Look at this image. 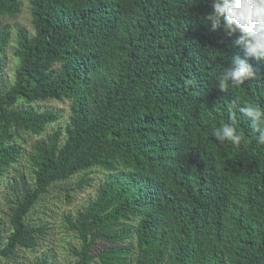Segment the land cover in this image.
<instances>
[{"label":"trees","instance_id":"1","mask_svg":"<svg viewBox=\"0 0 264 264\" xmlns=\"http://www.w3.org/2000/svg\"><path fill=\"white\" fill-rule=\"evenodd\" d=\"M29 3L35 32L17 29L10 78L4 18L23 0H0V259L55 264L42 251L50 221L34 211L98 169L96 195L64 217L73 264H264V145L239 111L264 107V61L204 23L213 0ZM237 58L257 77L222 92L217 77ZM50 100L68 101L65 123L37 105ZM229 122L239 147L212 135Z\"/></svg>","mask_w":264,"mask_h":264},{"label":"clouds","instance_id":"2","mask_svg":"<svg viewBox=\"0 0 264 264\" xmlns=\"http://www.w3.org/2000/svg\"><path fill=\"white\" fill-rule=\"evenodd\" d=\"M212 9L210 14L202 17L204 23L209 24L213 31L223 29L228 37H235L232 45L238 46L245 57L264 61V0H213ZM256 77L252 65L246 59L237 58L233 66L223 68L217 77V85L226 93L230 88H239ZM239 111L250 120L258 143L264 145V107L248 103ZM212 135L219 143L229 142L235 147L244 140L233 122L215 128Z\"/></svg>","mask_w":264,"mask_h":264},{"label":"rangeland","instance_id":"3","mask_svg":"<svg viewBox=\"0 0 264 264\" xmlns=\"http://www.w3.org/2000/svg\"><path fill=\"white\" fill-rule=\"evenodd\" d=\"M4 23L8 25L13 33L11 47L8 51L7 65L5 68V74L8 77H13L14 68L18 64L17 58L13 54V46L16 44V31L18 28H26L31 34L35 32L32 15L30 11L29 0H23V5L21 12L16 17H6L4 18ZM41 109L52 108L62 112V118L59 124L65 123L69 116V103L68 101H58L50 100L44 101L37 104ZM57 124L51 127H56ZM35 137H28L26 140V148H30ZM104 173L100 170H95L91 174L94 177V181L90 186H86L83 189H79L75 186L77 181L81 178L82 173L74 176L67 182H62L56 184L51 188V191L46 195L39 205H37L34 211V216L36 219L42 218L50 221L52 232L48 236L46 245L42 251L48 252L51 259H53L55 264H73L75 262V257L71 252V246H78L79 240L76 235L69 231L65 222V214L72 213L75 214L76 211L83 208L87 202L96 195V188L98 182L103 178ZM6 181L0 180V218L2 220H7V206L3 202ZM25 256H28L19 264H34L33 253L27 252ZM21 260V259H19ZM14 260L0 259V264H18Z\"/></svg>","mask_w":264,"mask_h":264}]
</instances>
